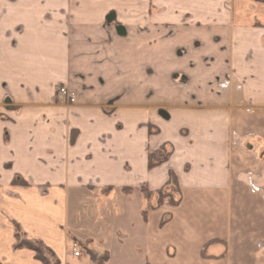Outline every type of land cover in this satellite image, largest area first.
<instances>
[{"label": "crops", "instance_id": "0c3cea01", "mask_svg": "<svg viewBox=\"0 0 264 264\" xmlns=\"http://www.w3.org/2000/svg\"><path fill=\"white\" fill-rule=\"evenodd\" d=\"M93 2L0 0V111L6 112L0 118V264H41L31 250L14 249L11 219L59 264L91 263L69 250L71 237L108 252L106 264H264V0L181 6L197 23L190 41L209 51L198 60V75L179 64L187 57L179 54L186 38L180 45L167 34L161 56H154L145 33L147 54L125 52ZM218 60L225 66L214 70ZM202 61H209L208 76ZM221 69L238 85L240 97L230 98L240 101L237 125L224 108L230 101L217 99ZM58 84L76 93L75 103H59ZM157 93L169 119L174 113L191 118L175 132L183 154L175 138L162 134L167 119L153 118ZM153 120L161 131L148 135ZM182 127L189 129L186 137ZM164 141L173 144L172 155L148 170L147 154ZM170 169L180 203L144 218L143 196L126 195L122 187L156 190ZM15 175L28 185L11 184ZM106 186L111 189L103 193ZM211 240L219 242L203 256Z\"/></svg>", "mask_w": 264, "mask_h": 264}, {"label": "rangeland", "instance_id": "374dc122", "mask_svg": "<svg viewBox=\"0 0 264 264\" xmlns=\"http://www.w3.org/2000/svg\"><path fill=\"white\" fill-rule=\"evenodd\" d=\"M93 1H94L93 3H95L97 8H99V11H101L95 14H100L101 17L103 16L104 13L107 14L108 17L105 18L107 22L106 25L107 26L111 25L113 27L114 32L117 33L118 36L122 37L123 51L125 52L137 51V54H144V53L147 54L145 50L146 49L145 41H147V35H148L149 37L152 36V40H150L151 41L150 46L153 48L154 56H161L163 43L167 37V34L169 35L170 39H172L173 42L176 41V38L181 39L182 41L180 45L184 43V38H186V43L188 44H186V46L182 45L181 47L182 50H179V54L182 55L181 58H183L184 55H186L187 57L183 58L181 60V63L179 64L180 65L184 64V66L188 69L187 71L188 72L190 71V75L191 74L198 75L197 74L199 70V68H197L199 66L198 60H201V58L203 59L206 56L205 54L202 55V53L206 52V50H204V45L200 47L199 45L192 44V41H190L191 39L196 37V36L194 37L193 33H191L192 30L194 31L195 26L197 25V23H195L191 17L193 16V12L191 11L182 12L181 11V9H183L181 8V6H183L184 4L185 5L189 4L190 6H193L194 0H93ZM109 11H111V13H108ZM141 28H143V30H141ZM146 28L147 30H145ZM145 33L147 35H145ZM205 37H203L202 35L201 39H205ZM171 46H176V44H173ZM201 49L203 52L201 51ZM208 52L206 53L208 54ZM202 63L206 64V66L201 67L200 70H203L204 74L208 76V74L211 72V70L209 69V61H202ZM217 63L218 65L217 67L215 66L214 70H216L217 68L219 70L221 64L223 67L225 66V63L220 62L219 60L217 61ZM176 67H177V64L175 65V68ZM157 70H160V69L159 67H156V63H155V75H154L155 77L158 74ZM218 70L216 71V72H219L217 76V81H218L217 82L218 84V89H217L218 98L217 99L220 102H223L224 100L230 101L229 105H226L227 108L226 107L224 108L229 113H232L233 123L235 125L240 124L241 110H238V108L240 109V101L237 98L235 99L236 102H233V99H230V98H233L234 95L237 97H240L239 91L235 89L238 85L232 78L229 77L228 70H226L227 73L225 71H222V69L220 71ZM181 80H184V79L181 78ZM196 80L199 81L200 79L198 78ZM58 86H65V87L67 86L64 84H58L54 88L55 98L58 101H60L59 103L68 105V104H73L76 102V99L74 102H71L68 100H63L62 98H58L57 96ZM178 92L179 91H177V95H178ZM75 96H76V93H75ZM152 98H153L154 103H156L155 106L152 108V112L154 113L153 118H155L154 120H156V118H159L160 120L162 119L166 120L162 118L161 115L159 114L160 110L169 112L168 107L161 106V99H160L161 94L157 93V95L152 96ZM8 102H11V100H6V102L3 103L4 106L9 105L12 108L13 106L11 105V103H8ZM203 106L205 105H202V107ZM5 114H6L5 109H1L0 118L5 119ZM41 116H42L43 123L48 121L49 120L48 110L47 109L43 110L41 113ZM154 120L153 122H149L147 124V132H148V126H152L151 130L155 127L159 130V133H160L161 129L159 125L156 122H154ZM190 120L191 118L188 115H181L179 113H174L170 119L168 118L167 121H164L162 124L163 136H169L170 138L176 139L175 142L177 143V145H175V147L179 148L180 154L184 153L185 146H183L181 143L182 138L178 137L177 133L175 132L179 126L184 125L185 123L190 124L191 123ZM235 125H233V127H235ZM235 129H230V134L233 137L235 136V132H236ZM179 132L184 137L189 135V129L187 127H182L179 130ZM72 133L76 134V131L73 130ZM164 142H169V141H164ZM172 147L174 150L173 144H172ZM189 155H190V150H187L185 156L189 157ZM187 167L188 166L185 165V168ZM13 180H16L17 183L13 184L12 183ZM20 181H24L25 183H20ZM11 184L28 185V182L25 181L23 178L19 177L18 175L17 176L15 175L13 179L11 180ZM140 187L134 188L132 191V194L134 192L140 193L139 192ZM165 190L171 192L173 201H176L178 199V192L176 191L174 187L170 186V187H167ZM156 199H157V195L153 193L147 202L151 203V205H155ZM142 201H143L142 202L143 208H146L147 202H145L144 197H142ZM168 203H169L168 200L165 197H163L161 206H164V207L167 206L169 208L174 207L170 204L168 205ZM134 204H135V201H134ZM166 214H169L171 216L170 212ZM10 222L13 225L14 242H15V231H16L15 224L19 225V223L14 219H11ZM18 236H19V239H24L27 242L31 243L32 245L37 246L41 250L42 254L45 256L46 261L49 264H59V260L57 259V257L54 255V253L52 254L53 251L49 247H47L42 241L38 239L29 238L25 234L23 229L20 227V225H19ZM70 240L71 242L69 243V250L73 252V254H74L73 244H76L79 247V250H78L79 255H75V256H80L81 254H84L89 258L91 262L90 264H98L97 261L94 262L90 259L89 252L92 251L91 253L95 254L97 260L99 261V264H103L101 258L105 254L107 255V261H108L109 259L108 252H103L102 254H100L93 249H91V251H88V250L85 251L81 246H83V244H87L88 246L87 242L86 243L80 242L74 239L73 237H71ZM22 249H27V248H22ZM107 261L104 262V264H106Z\"/></svg>", "mask_w": 264, "mask_h": 264}, {"label": "trees", "instance_id": "16d2710c", "mask_svg": "<svg viewBox=\"0 0 264 264\" xmlns=\"http://www.w3.org/2000/svg\"><path fill=\"white\" fill-rule=\"evenodd\" d=\"M152 126H148V135H155L157 133H159V130L157 128H153L151 130ZM75 134L72 135L71 141H73ZM173 153V147L172 144L169 142H163L156 150L149 152L147 154V168L148 170L161 165L162 163L166 162L169 157L172 155ZM13 184H16V180H13L12 182ZM20 183H25L24 181H20ZM174 187L176 189V191L178 192V199L176 201H173L172 198V194L170 191H166L165 189L167 187ZM111 186H106L102 189L103 193H108V191H110ZM133 191V188L130 186H123L122 187V192L126 195L131 194ZM166 191V192H164ZM139 192L143 195L144 199L146 201H148L150 199V196L154 193L157 195V199H156V203L155 205H151V203L147 202V206L146 208H144L142 210V216L145 218L147 212L151 209H155L158 207H161L162 205V200L163 197H165L168 200V205H172V206H176L180 203L181 201V188L179 187L178 184V179H177V175L173 170H169L168 171V178L167 181L164 183L163 186H161L160 188L156 189V190H150L146 185H142L139 188ZM170 218L169 214H165L163 215L161 221H160V225H163L164 223H166ZM16 227V231H15V242L13 244L14 249H22V248H27L30 249L34 252V257L35 259H37L38 261L41 262V264H49L46 261L45 256L42 254L41 250L37 247L32 245L31 243L27 242L24 239H19V225L15 224ZM75 239V238H74ZM218 240H211L209 241L202 249V255L206 256V248L211 245V244H215L218 243ZM88 243V242H87ZM85 251H91V248H89L87 246V244H83V246H81ZM92 252V251H91ZM91 252H89L90 254V259L94 262L97 261V263L99 264V261L97 260L95 254H92ZM53 254V252H52ZM100 260V259H99ZM102 263L104 264V262L107 261V255L105 254L102 258ZM58 263V261H57Z\"/></svg>", "mask_w": 264, "mask_h": 264}, {"label": "built area", "instance_id": "2783aa9c", "mask_svg": "<svg viewBox=\"0 0 264 264\" xmlns=\"http://www.w3.org/2000/svg\"><path fill=\"white\" fill-rule=\"evenodd\" d=\"M57 96L58 98H62L63 100H68L71 102H74L76 99L75 93L65 86L57 87ZM73 247L74 255H79V247L76 244H73Z\"/></svg>", "mask_w": 264, "mask_h": 264}, {"label": "water", "instance_id": "95a60500", "mask_svg": "<svg viewBox=\"0 0 264 264\" xmlns=\"http://www.w3.org/2000/svg\"><path fill=\"white\" fill-rule=\"evenodd\" d=\"M159 114L164 118V119H168L169 118V114L164 111V110H160Z\"/></svg>", "mask_w": 264, "mask_h": 264}]
</instances>
